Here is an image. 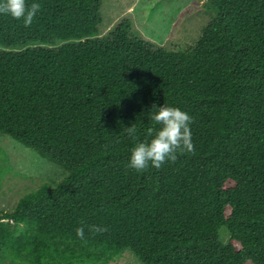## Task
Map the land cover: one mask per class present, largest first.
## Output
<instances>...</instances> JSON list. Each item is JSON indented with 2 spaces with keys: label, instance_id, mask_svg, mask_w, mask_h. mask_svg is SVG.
Instances as JSON below:
<instances>
[{
  "label": "trees",
  "instance_id": "1",
  "mask_svg": "<svg viewBox=\"0 0 264 264\" xmlns=\"http://www.w3.org/2000/svg\"><path fill=\"white\" fill-rule=\"evenodd\" d=\"M26 3L28 27L0 14V134L64 176L0 210V264H264V0H204L184 50L129 19L100 35L101 0ZM153 103L192 117L195 152L136 171Z\"/></svg>",
  "mask_w": 264,
  "mask_h": 264
},
{
  "label": "rangeland",
  "instance_id": "2",
  "mask_svg": "<svg viewBox=\"0 0 264 264\" xmlns=\"http://www.w3.org/2000/svg\"><path fill=\"white\" fill-rule=\"evenodd\" d=\"M99 34L123 19L140 37L167 49L184 50L198 39L214 12L204 0H101ZM64 170L6 135L0 134V210L10 212L24 194L45 183L53 186ZM227 236L223 234L225 242ZM109 264H141L128 249Z\"/></svg>",
  "mask_w": 264,
  "mask_h": 264
},
{
  "label": "clouds",
  "instance_id": "3",
  "mask_svg": "<svg viewBox=\"0 0 264 264\" xmlns=\"http://www.w3.org/2000/svg\"><path fill=\"white\" fill-rule=\"evenodd\" d=\"M40 10L38 3L28 5L26 0H3L0 2V14L10 15L13 19L23 20L24 26L32 24L34 17ZM151 120L158 127L146 129L143 141L135 143L130 150L129 167L136 171H144L149 165L159 169L166 161L175 162L178 154L194 153L190 125L192 117L178 107L152 104ZM130 138H136V126L125 127ZM149 137L151 139H149ZM76 235L84 239V227H78ZM92 233L108 231L106 226L91 225Z\"/></svg>",
  "mask_w": 264,
  "mask_h": 264
}]
</instances>
